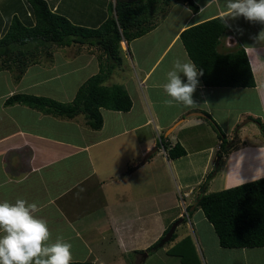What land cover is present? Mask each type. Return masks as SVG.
Returning <instances> with one entry per match:
<instances>
[{"label":"crops","instance_id":"obj_1","mask_svg":"<svg viewBox=\"0 0 264 264\" xmlns=\"http://www.w3.org/2000/svg\"><path fill=\"white\" fill-rule=\"evenodd\" d=\"M47 1L76 24L95 26L105 20L106 7L116 0ZM194 1L199 6L197 12L176 0L171 3L178 6L173 16L163 18L153 30L130 43L122 41L126 47L124 63L115 69L111 80L127 89L133 106L130 111L102 108L104 125L99 130L88 127L85 117L79 115L66 129H58L60 135L53 136L33 125L23 128L12 111L19 104L5 106L6 99L15 93L43 95L35 89L41 81L58 80L60 91L47 95L64 101L62 96H67L70 88L67 78L82 76L81 72L94 64L86 77L76 78L69 99L73 100L79 86L100 69L99 55L92 50L95 47L77 49L78 53L75 49L73 59H67L71 46L62 47L54 53L53 67H29L39 78L28 83L24 77L22 85L16 87L9 82L0 92V201L19 195L35 202L39 208L36 215L48 222L49 243L62 237L72 244L71 263L133 264L140 255L145 257L136 250H146L173 222L183 219L172 245L186 236L193 240V230L196 251L207 257L208 264H264V247L220 245L214 226L197 207L200 194L192 189L194 184L210 185L218 177L224 189L264 177V140L259 134L244 137L240 135L242 125L238 127L243 120L244 124L245 120L257 123L255 118L264 122V39H256L264 31V23L243 16L225 17L229 31L219 45L222 53L245 48L256 79L254 88L207 86L199 76L193 94L196 107L175 102L168 106L165 100L171 98L163 89L167 72L175 59H191L181 33L190 26L224 17L226 12V0ZM15 3L18 5L13 6ZM21 5L22 0H0L6 14L15 13ZM180 75L182 82H187L186 76ZM246 90L256 98L257 111L235 107L239 98L245 101L242 94ZM35 115L33 110L34 120ZM211 119L232 141L226 150ZM187 130L190 134L182 135ZM31 139L44 142L36 147ZM163 141L169 147L181 143L187 154L170 158ZM150 151L148 161L142 163ZM169 166L183 194L171 196L163 186L151 190ZM188 209L194 212L190 214Z\"/></svg>","mask_w":264,"mask_h":264},{"label":"trees","instance_id":"obj_2","mask_svg":"<svg viewBox=\"0 0 264 264\" xmlns=\"http://www.w3.org/2000/svg\"><path fill=\"white\" fill-rule=\"evenodd\" d=\"M171 1H164L166 7H162V13L167 10ZM177 1L187 3L194 12L199 9L194 0ZM26 2L28 6L22 13H19L20 10L8 14L3 11L9 19L6 22L3 18L0 19V27L5 24V29L0 32V70H10L12 73L14 71L15 79L21 81L29 66L44 65V60L53 64L54 53L72 44L98 48L102 52L99 55L100 69L79 87L74 99L69 102L21 92L9 96L5 106L22 104L46 115L69 119L83 115L88 127L94 130H99L104 125L102 108L130 111L133 101L127 89L122 84L108 82L115 69L124 63L122 41L130 43L158 25L160 19L156 20V14L161 0L111 1L106 7L105 20L95 26L76 24L58 7L54 9L47 0ZM24 16L27 18L23 19ZM228 31L226 20L216 17L188 27L181 33V40L192 61L198 68L203 69L202 79L205 85L254 88L256 79L245 48L239 47L229 53L219 51L221 39ZM211 120L223 140L221 147L226 150L227 137L216 122ZM255 121L264 133L262 119L255 118ZM164 146L172 159L187 154L186 148L179 142L172 147L164 142ZM197 207L202 209L214 226L222 247H264V177L215 192L207 193V189L203 187ZM188 211L190 214L194 212L190 209ZM171 226L153 245L146 250H136L135 253L159 249L156 247ZM176 237L175 232L169 242ZM168 252L178 256L181 264H201L190 236L171 246Z\"/></svg>","mask_w":264,"mask_h":264},{"label":"clouds","instance_id":"obj_3","mask_svg":"<svg viewBox=\"0 0 264 264\" xmlns=\"http://www.w3.org/2000/svg\"><path fill=\"white\" fill-rule=\"evenodd\" d=\"M225 17L243 16L253 22L264 23V0H226ZM256 39H264L261 31ZM181 73L187 78L182 82ZM203 69L191 60L177 58L167 72L164 91L171 99L165 104H183L196 107L193 94L199 84ZM39 211L35 202L17 198L15 202L0 201V264H71L72 244L62 237L49 243L51 233L48 222L37 216Z\"/></svg>","mask_w":264,"mask_h":264},{"label":"rangeland","instance_id":"obj_4","mask_svg":"<svg viewBox=\"0 0 264 264\" xmlns=\"http://www.w3.org/2000/svg\"><path fill=\"white\" fill-rule=\"evenodd\" d=\"M164 1L165 0H161V3L159 4V7H158V12L156 14V20L160 19L158 21L163 20V18L165 19V17L173 16L175 10L178 9V6H176V4H173V5L170 4L171 5V6H169L170 8L167 6V10L164 13H162L163 12L162 7H166ZM171 2H176V0H172ZM22 4L23 5H27L25 0H22ZM16 5H18V4L15 3L13 6H16ZM23 5H21L20 7L16 8L15 10L20 9L19 13H22L24 8H25ZM0 13H1L0 19L3 18L4 22L8 21L9 18L3 13V9L2 8H0ZM24 18H25V16L23 17V19ZM1 29L4 30L5 27L2 28V26H1L0 30ZM122 45H123V47H122ZM70 46H71L72 49L69 50L70 54H69L67 59L75 58V57H72V54L75 52V49H76V53H78L77 51L80 48H84V50L92 49V48H88V45L86 46V45H79L78 44V46L75 47V44L74 45L72 44ZM121 48L123 50L126 49L125 45L122 44V43H121ZM92 50L94 52L98 53V55L102 54V52L96 47L93 48ZM48 62H50V61L44 60L42 62V64L47 65L46 68L53 67V64L48 63ZM31 66H29V67H31ZM94 67L95 66L93 64L90 67H88L86 69V71L81 72V73H84L82 76H80V75L77 76V74H72L71 76H69L67 78V81L70 80L69 81L70 88H67V96H62V100H64L65 102L71 101L69 99H70V97H72L73 89L76 88V85H77V82H78V81L75 82V80H78L79 78H80L79 80H81L83 77H86L89 74V72L93 71ZM60 68L62 70L66 69V68H62V67H60ZM29 70H30V68L27 69L26 73L22 77V79L24 77H26V82H28V83H30V81L33 82L35 79L39 78V75L36 73L35 69H33L30 72H29ZM41 70L45 71V68L41 69ZM13 73H14V71H13ZM13 73L10 70H7V71L6 70H0V92H4L6 87L8 88L9 82L14 87L22 85V83L20 81H17L15 79V76H14ZM93 75H95V74H93ZM77 77H78V79H76ZM111 79H113V77L110 78L109 84H113L114 83ZM65 81H66V79H65ZM35 89L37 91H39V92H42L43 95L52 94V93L55 94V93L60 91V87L58 86V80H55L53 82L41 81L39 86H37ZM243 95H244L245 101L240 100L241 98H239L236 101V103L234 104V105H236L235 107H237V108L251 107V108H253V109H255L257 111V107L259 105L257 104L256 98L252 95V91H247L246 90L245 92H243L242 96ZM58 97H60V96H58ZM33 110L36 112L35 120H34V116H32V111ZM12 111L15 112V115H16L15 119H18V117H19L20 121L18 122V124L19 125L21 124V126L23 128H26V127L28 128V126L33 125L34 127L37 128V130L44 131V132H49L53 136L60 135V130H58V129H66V127L69 124V121L70 122L73 121L72 119H69V118L57 117V116H53V115H46V117H40L41 114L43 115L45 113H43V112H41V111H39L37 109H33V108L29 107V106L22 105V104L17 105L16 108H12ZM48 116H49V118H48ZM243 122H244V120L238 126L239 128H240L241 125L243 127V128L240 129V131H241L240 135H242V133H243L244 137H251L253 135H258L259 134L260 138L262 137V140H264V137H263V135L261 133L260 125L258 123H255L254 121H251V122H248V123L244 124ZM243 124H244V126H243ZM189 134H190V131H188V130L182 133V135H189ZM165 138L166 137H164V139ZM240 141L241 140L239 138V139H237L236 142H240ZM30 142H31V145L34 144V145H36V147H38L39 144H41L44 141L31 139ZM230 142H232V141L228 140V143H230ZM216 143H219V139L216 141ZM173 173H174L173 168L169 166L167 173H165L164 176L163 175L161 176L162 180L159 181L158 184H152L151 185V190H154V189H157V187H162L163 186L165 188V190L168 191L167 194H171V196H173V194L177 195L178 192L183 194V189L182 188H179V191H178V187H177V185L175 183V177H174ZM203 187H204V189H207V193H208V192H215V191H219V190L224 189L223 188L224 184L221 183V181H220V179L218 177V179L215 182L211 183L210 185L204 184V186H201L199 184H194V186H192V189H194L195 193H197V195H199V194L203 193ZM189 189L190 188H187V190H189ZM17 198H20V196L19 195L18 196H16V195L12 196L11 198H8V201L14 203ZM22 198H23V196H22ZM40 200L43 201L42 198H40ZM180 233H181V231H180ZM176 235H179V232H176ZM192 235H193L194 243L197 244L196 238H195V233L193 232V230H192ZM172 244H173V241L168 242L165 246H163L161 248L159 247V249H157V250L143 253V254H145V257L143 256L141 258V255H140L138 260L133 262V264H173V261L175 262V264H181V260H180V258L178 256L169 254V252H168L169 248L171 246H173ZM198 256L200 258L201 264H208L206 256H205L206 258H204V255L202 253H198Z\"/></svg>","mask_w":264,"mask_h":264},{"label":"water","instance_id":"obj_5","mask_svg":"<svg viewBox=\"0 0 264 264\" xmlns=\"http://www.w3.org/2000/svg\"><path fill=\"white\" fill-rule=\"evenodd\" d=\"M248 120H245V123ZM153 153V151H150L143 159L142 163H146L150 157V155ZM218 166V164H217ZM217 171V170H216ZM183 222V219H178L175 222H173L170 230L167 232V234L164 236V238L161 240V242L159 243V245L156 248L162 247L164 246V244H166L167 242H169L171 240V238L173 237L174 233L176 232L177 227Z\"/></svg>","mask_w":264,"mask_h":264}]
</instances>
